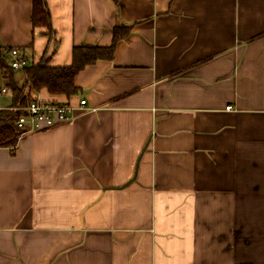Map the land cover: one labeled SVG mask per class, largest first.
Returning a JSON list of instances; mask_svg holds the SVG:
<instances>
[{"label": "crops", "instance_id": "1", "mask_svg": "<svg viewBox=\"0 0 264 264\" xmlns=\"http://www.w3.org/2000/svg\"><path fill=\"white\" fill-rule=\"evenodd\" d=\"M47 4L50 35L0 0V49L69 66L133 27L78 95H35L70 122L0 148V264H264V0Z\"/></svg>", "mask_w": 264, "mask_h": 264}, {"label": "trees", "instance_id": "2", "mask_svg": "<svg viewBox=\"0 0 264 264\" xmlns=\"http://www.w3.org/2000/svg\"><path fill=\"white\" fill-rule=\"evenodd\" d=\"M32 24L34 30L47 29L44 35L53 34L47 0H33ZM132 27V25L116 26L113 43L110 46L74 47L72 64L69 66H52L49 59L44 57L38 62H32V59L26 55L29 64L22 69H14L7 61L10 49H0V71L7 79L12 95L10 106L0 109V148H9L11 154L15 155L18 140L23 134V130L17 127L16 121L25 114L24 109L36 99V94L46 90L52 96L63 95L70 98L78 95L80 88L76 85V76L98 60H112L117 44L130 35ZM28 48L32 49L33 45L30 44ZM1 91L0 88V94Z\"/></svg>", "mask_w": 264, "mask_h": 264}, {"label": "built area", "instance_id": "3", "mask_svg": "<svg viewBox=\"0 0 264 264\" xmlns=\"http://www.w3.org/2000/svg\"><path fill=\"white\" fill-rule=\"evenodd\" d=\"M11 58V65L14 69H22L28 65L25 52L19 48H11L8 52ZM7 89H2L1 94H5ZM86 100H80L79 107L85 111ZM228 110L231 107H227ZM25 114L16 121L18 128L23 130V134L40 129H51L70 122L74 118L75 108L69 103L44 102L39 99L33 100L25 109ZM21 135V136H22ZM240 264V263H235Z\"/></svg>", "mask_w": 264, "mask_h": 264}]
</instances>
